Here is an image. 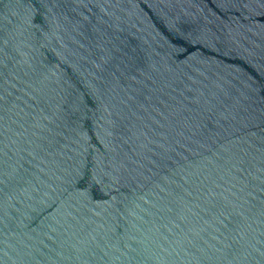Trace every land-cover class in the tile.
<instances>
[{
    "label": "water",
    "instance_id": "95a60500",
    "mask_svg": "<svg viewBox=\"0 0 264 264\" xmlns=\"http://www.w3.org/2000/svg\"><path fill=\"white\" fill-rule=\"evenodd\" d=\"M0 264H264V0H0Z\"/></svg>",
    "mask_w": 264,
    "mask_h": 264
}]
</instances>
